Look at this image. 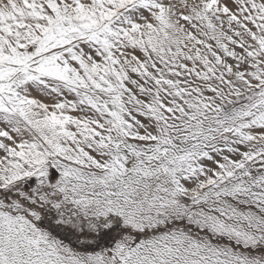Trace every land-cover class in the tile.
Segmentation results:
<instances>
[{"label":"snow or ice","instance_id":"snow-or-ice-1","mask_svg":"<svg viewBox=\"0 0 264 264\" xmlns=\"http://www.w3.org/2000/svg\"><path fill=\"white\" fill-rule=\"evenodd\" d=\"M0 264H264V0H0Z\"/></svg>","mask_w":264,"mask_h":264}]
</instances>
